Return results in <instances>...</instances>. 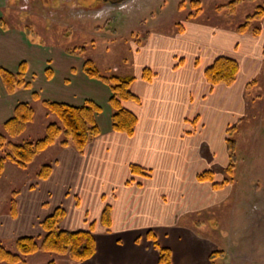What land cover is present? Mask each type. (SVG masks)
I'll list each match as a JSON object with an SVG mask.
<instances>
[{"label": "crops", "instance_id": "1", "mask_svg": "<svg viewBox=\"0 0 264 264\" xmlns=\"http://www.w3.org/2000/svg\"><path fill=\"white\" fill-rule=\"evenodd\" d=\"M2 21L0 61L4 62L0 66L16 70L22 61L33 64L27 69L30 88L10 93L0 76L1 127L19 101L33 104L36 98L72 104L94 99L105 109L106 119L101 125L102 112L98 115L101 133L83 152L59 143L44 151L50 152L53 167L48 178H36L43 163L33 174H18L23 186L17 189L16 215L0 211V239L15 248L19 236L43 234L41 221L62 206L66 210L60 223L63 229H88L94 222L95 253L71 264H160L158 248L149 232L161 246L171 249L173 264H210L209 256L216 249L224 250L223 257L233 253L229 245L222 247L195 223H201L222 203V191L231 184L213 186L223 180L230 162L228 128L246 116L247 94L252 88L248 84L254 79L259 82L264 75V18L258 34L238 32L237 26L190 22L181 32L164 36L150 32L134 44L140 68L132 90L139 99L123 103L138 117L132 135L113 128L110 88L86 74L85 59L72 56L75 61L67 63L54 57L56 64L65 63V73L56 76L50 67L49 77L46 63L51 55L46 49L30 45L28 38L16 30L8 31ZM5 40L16 46L5 44ZM25 49L29 57L19 55L18 50ZM11 55L24 60L10 63ZM221 55L240 64L237 78L230 85L211 84L205 76V69ZM144 67L156 72L151 80L142 77ZM116 69L115 65L113 71ZM132 164L148 169V174L133 172ZM206 170L214 172L213 181L198 179V174ZM107 204L111 206L110 226L101 220ZM252 218L254 223L259 220L261 229V219ZM257 235L264 240L263 230L253 233L254 238ZM231 260L226 264H234Z\"/></svg>", "mask_w": 264, "mask_h": 264}, {"label": "rangeland", "instance_id": "2", "mask_svg": "<svg viewBox=\"0 0 264 264\" xmlns=\"http://www.w3.org/2000/svg\"><path fill=\"white\" fill-rule=\"evenodd\" d=\"M99 1L0 0V19L7 23L8 31L16 30L28 38L30 45L36 44L41 51L46 49L51 55L46 64L54 69L56 76L65 73V63L56 64L54 57L68 63L69 60L75 61L72 56L79 60L93 59L100 71L106 74L115 72L136 76L139 74L140 58L137 57L134 44L149 36L150 32L155 36L173 35L190 26V22L210 26H238L248 13L264 2L243 0L236 12L231 14L228 8H220L231 0H201L202 10L194 18L189 16L190 12L196 11L191 6L192 0ZM260 23L254 22L255 25ZM4 42L16 46L15 42ZM18 53L29 57V50H18ZM11 56L8 59L10 63L19 58ZM24 57L19 60H24ZM32 64H27V69ZM115 65L117 69L113 71ZM35 76L38 79L39 74ZM258 79L259 82L247 94L246 116L233 124L236 125L232 134L236 139L233 181L223 189L222 203L209 211L201 223H195L214 236L222 247L229 245L233 252H229V256L217 258V264H226L231 258L234 264H264L263 233L260 237H253V233L264 231V75ZM33 106L35 120L23 134L16 137L17 141L39 138L44 134L48 122L58 120L42 99L36 98ZM104 112L105 109L101 113L103 117L99 118L101 125L106 119ZM4 154L5 149H0V156ZM44 162L50 163V152L39 154L28 169L6 162L0 176L1 212H10L12 191L23 186L18 174H33L36 166ZM253 216L261 219V229L258 227L259 220L253 222ZM8 246L13 248V245ZM51 259H55L57 264H64L65 260L71 264L68 257L45 251L28 257L27 264H44Z\"/></svg>", "mask_w": 264, "mask_h": 264}, {"label": "trees", "instance_id": "3", "mask_svg": "<svg viewBox=\"0 0 264 264\" xmlns=\"http://www.w3.org/2000/svg\"><path fill=\"white\" fill-rule=\"evenodd\" d=\"M243 0H231L222 4L220 8H228L232 14L236 12L238 5ZM191 6L196 9L190 12L189 16L196 17L202 10L201 0H192ZM191 17V18H192ZM264 18V2L260 3L252 12L248 13L245 20L236 27L238 32L251 30L254 34L260 32V26L255 21H262ZM3 26L4 22L0 20ZM82 52L85 49H81ZM83 70L89 76L99 79L107 84L111 94L109 103L112 108L111 123L115 130L123 131L132 135L135 131L138 117L131 110L124 107L126 100H138V95L132 90L135 80L133 75H121L115 72H101L93 59L87 58L83 63ZM240 70L239 62L229 56H218L205 69V76L211 84L235 82ZM156 72L150 67H144L142 76L151 80ZM0 76L6 90L10 93L19 88H30L31 81L27 77V63L22 61L16 70L0 66ZM48 76H52L50 67ZM258 83L257 79L252 80L248 86ZM37 96V93L34 92ZM43 104L49 112L57 115V121H50L46 124L44 134L36 139H24L17 141L16 137L23 134L30 123L35 120V108L31 101H19L13 114L5 120L0 130V149H5V154L0 156V176L2 175L6 162H13L18 167L28 169L34 160L47 150L50 146L59 143L61 146H74L79 152H83L87 144L101 133L98 123V115L102 112L103 106L94 99H86L81 104H72L64 101L43 99ZM236 125L228 128V150L230 162L226 168V174L221 182H214L215 188L223 187L233 181L236 160V139L233 137V130ZM131 169L135 173L148 174L145 169L137 164H132ZM51 163H43L36 172L37 179H46L52 173ZM199 180H214V172L206 170L198 174ZM19 191L13 190L11 197L10 212L16 215L17 195ZM66 215V210L58 206L41 221L44 231L41 235L19 236L15 242V248H10L0 239V264H27L28 257L39 251L57 253L71 259V262H82L93 256L96 251V238L94 234V222L90 223L88 229L67 230L60 225ZM102 223L111 225V206L106 205L102 212ZM148 236L154 241L159 253L160 264H173L172 251L169 247L161 246L151 232ZM224 250H214L209 258L210 264H217V258H222ZM44 264H57L51 259Z\"/></svg>", "mask_w": 264, "mask_h": 264}, {"label": "flooded vegetation", "instance_id": "4", "mask_svg": "<svg viewBox=\"0 0 264 264\" xmlns=\"http://www.w3.org/2000/svg\"><path fill=\"white\" fill-rule=\"evenodd\" d=\"M107 1H109V2H117V1H123V0H100L99 2H104V3H106Z\"/></svg>", "mask_w": 264, "mask_h": 264}]
</instances>
